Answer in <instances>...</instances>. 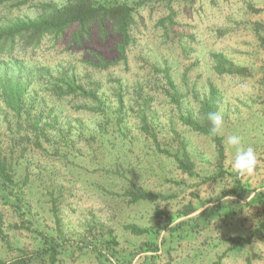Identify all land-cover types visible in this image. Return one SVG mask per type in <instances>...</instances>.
Returning a JSON list of instances; mask_svg holds the SVG:
<instances>
[{
  "label": "rangeland",
  "instance_id": "1",
  "mask_svg": "<svg viewBox=\"0 0 264 264\" xmlns=\"http://www.w3.org/2000/svg\"><path fill=\"white\" fill-rule=\"evenodd\" d=\"M95 1L139 5L125 58L118 49L122 38L110 25L106 31L95 25L81 44L73 42V30L57 41L46 39L24 61L36 100L31 112L47 125L45 133L36 138L30 124L7 119V112L0 116V155L17 184L7 199L0 197V260L43 264L36 256L51 238L60 249H74L59 255L57 264H97L94 242L113 235L130 264H213L222 256L224 264H249V257L250 264H264V212L252 200L264 191V40L255 30L264 26V0H176V26L167 31L160 21L170 8L160 1ZM48 3L62 7L66 0L0 7V23L34 20ZM215 54L244 71L217 74ZM62 69L97 99L58 98L51 83ZM212 86L224 119L223 157L209 137L184 122L187 115L202 120L201 104ZM231 134L254 148L253 174L232 169L233 152L225 143ZM184 153L192 173L179 167ZM236 181L252 192L248 198L229 195ZM136 186L159 198L131 202L127 191ZM20 191L23 202L14 207ZM230 203L233 218L221 223L214 213L202 214ZM189 206L195 212L180 217ZM198 215L196 232L173 230ZM128 225L148 232L134 234ZM235 236L246 239L238 250L229 240ZM151 242L159 251H145ZM99 250L110 258L105 264H120Z\"/></svg>",
  "mask_w": 264,
  "mask_h": 264
},
{
  "label": "trees",
  "instance_id": "2",
  "mask_svg": "<svg viewBox=\"0 0 264 264\" xmlns=\"http://www.w3.org/2000/svg\"><path fill=\"white\" fill-rule=\"evenodd\" d=\"M35 0H0V7H17L19 8L26 3ZM143 6L151 3L153 0H142ZM165 4V7L170 8L169 15L160 21L167 31L170 27L175 25L176 13L172 9V4L176 0H155ZM137 6H132L127 2L113 1L111 3H100L95 0H66V4L62 7H56L52 4H44L41 14L36 19L16 20L11 21L6 19L0 23V116L4 113L7 119L12 116L14 122H25L30 124V129H33L36 138H39L45 133L47 125H41L40 117H33L32 106L34 100L30 88L32 81L30 78L25 77L24 69L27 56L31 53L36 54L40 51L41 45L46 39L57 41V39L64 38L70 30H73L72 40L81 44L84 38H89L90 30L95 25L99 24L103 31H106L107 25H110L114 32L118 33L122 42L119 44V51L122 58H125L128 47L132 40L133 27L137 25L138 15ZM256 33L260 39L264 40L261 32H264V26L257 25ZM214 69L219 75H235L242 73L244 69L234 65L222 54L213 55ZM103 62V59H102ZM103 67H108L107 63H102ZM25 70V71H24ZM46 73L48 71L46 70ZM69 73L67 70L62 69L55 82L51 83L52 91L58 98H64L68 95H81L84 97H91L97 99L95 93L88 91L85 85L79 84L74 74ZM220 102L218 99L217 90L214 86L211 87V97L206 98L201 104L200 116L201 121L196 120L192 115L184 116V122L190 126L194 131L200 132L209 137L217 146L219 154L223 157L225 155V145L221 136L211 137L209 129L211 127L208 119L209 113H218ZM5 109V111H3ZM9 112V113H8ZM33 119V120H32ZM41 122V123H40ZM42 126V127H41ZM185 159L179 160V167L185 172L192 173L194 165L190 160L187 153H184ZM10 168V169H9ZM12 167L9 165L8 159L0 155V197L7 199L10 195V190L17 188L15 173H12ZM130 194L131 202L138 203L144 200H156L159 196L151 192H147L141 187L136 186L134 191H127ZM251 191L247 189L240 181H236L235 189L229 195L236 198L246 199L251 195ZM16 197L12 206H16L23 202V195L20 192L15 193ZM260 205L264 212V191L255 195L252 199ZM226 208L223 213L222 209ZM195 207L189 206L180 217L185 218L191 216L195 212ZM216 214L218 216V223L223 222L226 218H231L235 213V207L226 204L222 207H209L202 214ZM205 217V216H203ZM201 216H194L178 222L173 230L185 231L188 227L196 232V223ZM233 218V217H232ZM209 221V217L206 216ZM264 221V220H263ZM194 226V227H191ZM127 229L133 231L134 234H144L148 229H142L136 225H128ZM232 243V250H238L243 247L246 239L243 237H230ZM46 246L41 249L42 251L36 257L40 258L43 264L42 257L49 258V264H57L59 255L67 254L73 255V251L68 248L60 249L59 244L55 239H46ZM95 249L91 252L98 260L97 264H105L104 260L110 261V258L102 253L99 249H105L112 258L117 259L120 264H130L132 259H127L128 256H121V252L117 249L119 242L117 238L110 235L109 238H98L95 242ZM146 244V243H145ZM144 248V247H143ZM83 251V250H81ZM145 251H159L156 243H147ZM42 258V259H41ZM104 258V259H103ZM223 256L219 257L213 264H224L222 262ZM248 263H251V258H247ZM122 262V263H121ZM0 264H6L0 260ZM16 264V263H14ZM25 264V262L20 263Z\"/></svg>",
  "mask_w": 264,
  "mask_h": 264
},
{
  "label": "clouds",
  "instance_id": "3",
  "mask_svg": "<svg viewBox=\"0 0 264 264\" xmlns=\"http://www.w3.org/2000/svg\"><path fill=\"white\" fill-rule=\"evenodd\" d=\"M208 119L211 124L209 135L211 137L222 136L224 132L223 116L219 113H209ZM242 139L239 134H231L226 137L225 143L233 152L232 169L240 176L251 175L256 168L257 156L253 147L243 145Z\"/></svg>",
  "mask_w": 264,
  "mask_h": 264
}]
</instances>
